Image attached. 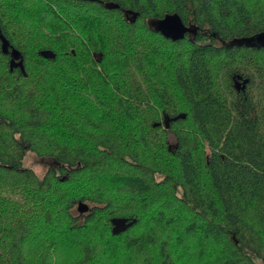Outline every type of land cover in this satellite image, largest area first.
Returning <instances> with one entry per match:
<instances>
[{"label": "trees", "instance_id": "obj_1", "mask_svg": "<svg viewBox=\"0 0 264 264\" xmlns=\"http://www.w3.org/2000/svg\"><path fill=\"white\" fill-rule=\"evenodd\" d=\"M0 31V264H264V0H0Z\"/></svg>", "mask_w": 264, "mask_h": 264}, {"label": "water", "instance_id": "obj_2", "mask_svg": "<svg viewBox=\"0 0 264 264\" xmlns=\"http://www.w3.org/2000/svg\"><path fill=\"white\" fill-rule=\"evenodd\" d=\"M154 29L157 30L159 33L162 34L163 37L171 40H179L185 37L187 33L190 32V28L185 25L180 18L178 14H168L162 17L161 19L157 20L154 22ZM0 42H1V51L4 54H8L10 59H9V69L12 70L14 68H19L21 72H24V65H23V57L21 53L10 46L9 42L5 39V37L1 34L0 31ZM237 43L239 42H244L248 43L250 45H256L258 47H264V32H261L254 36L253 38H247V39H242L239 41H236ZM38 53L44 57V58H49L52 59L55 57V54L51 50H39ZM240 76L234 77V82H235V88L239 90L240 88H244L245 83L247 80L241 81ZM179 117H184V115H178L172 120H176ZM165 127L168 128L169 124L168 121L165 120ZM88 210V205L79 202L77 204V211L79 213H84ZM111 222V232L113 234H118L119 232L124 231L127 229L129 226L132 225V223L135 222V220L128 221L127 218L123 217H115L110 220Z\"/></svg>", "mask_w": 264, "mask_h": 264}, {"label": "rangeland", "instance_id": "obj_3", "mask_svg": "<svg viewBox=\"0 0 264 264\" xmlns=\"http://www.w3.org/2000/svg\"><path fill=\"white\" fill-rule=\"evenodd\" d=\"M167 138H168V142L171 145H173L175 143V138H174L172 133H168L167 134ZM24 165L28 166V167H31L38 176H41L43 171L45 170V168H47L49 165H55V163L51 159L40 158V157H37L35 154L28 152L26 154V156H25V159H24ZM76 212H77V210H76ZM194 243L195 242H191L185 248L186 249L192 248L193 246H195ZM177 252H178V254L183 253L182 250H180V249H178ZM185 260L188 261L189 259L180 258L178 263L179 264H185V263L182 262V261H185Z\"/></svg>", "mask_w": 264, "mask_h": 264}]
</instances>
